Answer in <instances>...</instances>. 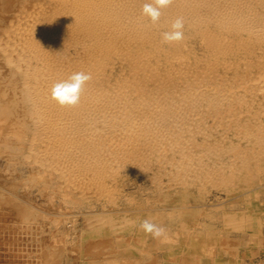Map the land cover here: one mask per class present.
Here are the masks:
<instances>
[{
  "label": "rangeland",
  "instance_id": "rangeland-1",
  "mask_svg": "<svg viewBox=\"0 0 264 264\" xmlns=\"http://www.w3.org/2000/svg\"><path fill=\"white\" fill-rule=\"evenodd\" d=\"M262 1L0 0V264H264Z\"/></svg>",
  "mask_w": 264,
  "mask_h": 264
},
{
  "label": "clouds",
  "instance_id": "clouds-1",
  "mask_svg": "<svg viewBox=\"0 0 264 264\" xmlns=\"http://www.w3.org/2000/svg\"><path fill=\"white\" fill-rule=\"evenodd\" d=\"M172 0H153V3H145L143 14L149 16L153 23L159 21L161 9L168 7ZM183 18H177L171 25V31L163 33L165 43L178 42L183 39ZM91 79V76L83 72L72 74L67 80L56 83L52 88V99L61 106H74L79 102L80 93L84 84ZM139 227L154 239H168L167 229L158 226L148 219L143 220Z\"/></svg>",
  "mask_w": 264,
  "mask_h": 264
},
{
  "label": "bare ground",
  "instance_id": "bare-ground-1",
  "mask_svg": "<svg viewBox=\"0 0 264 264\" xmlns=\"http://www.w3.org/2000/svg\"><path fill=\"white\" fill-rule=\"evenodd\" d=\"M137 1H138V0H137ZM209 1H211V0H209ZM230 1H231V0H230ZM255 1H256V0H255ZM96 2H97V1H96ZM176 2H179V1H176ZM262 2H263V1H262ZM257 3H258V2H257ZM263 3H264V2H263ZM184 4H185V3H184ZM194 4H195V3H194ZM126 5H127V4H126ZM187 5H188V4H187ZM196 5H197V4H196ZM43 6H44V5H43ZM188 6L190 7V5H188ZM212 6H213V5H212ZM204 7H207V6H206V5H203V8H204ZM194 8H195V6H194L193 8L190 7L191 10L194 9ZM208 8H210V6H208ZM213 8H214V7H213ZM242 8H243V7H242ZM245 8H246V7H245ZM73 9H74V8H73ZM97 9H98V8H97ZM121 9H122V8H121ZM180 9L182 10V8H180ZM98 10H99V9H98ZM112 10H113V9H112ZM184 10H185V9H184ZM245 10H246V9H245ZM166 11H168V10H166ZM176 11H177V10H176ZM202 11H203V10H202ZM74 12H75V10H74ZM74 12H72V13H74ZM164 12H165V11H164ZM179 12H181V11H179ZM204 12H205V9H204ZM206 12H207V11H206ZM240 12H241V11H240ZM43 13H44V12H43ZM128 13H129V12H128ZM162 13H163V12H162ZM165 13H166V12H165ZM171 13H172V12H171ZM174 13H175V12H174ZM224 13H225V12H224ZM227 13H229V12H227ZM256 13H257V12H256ZM260 13H261V12H260ZM172 14H173V13H172ZM181 14H182V13H181ZM203 14H204V13H203ZM213 14H214V13H213ZM217 14H219V13H217ZM39 15H40V14H39ZM170 15H171V14H170ZM204 15H206V14H204ZM207 15H208V13H207ZM223 15H225V14H223ZM223 15H222L221 17H223ZM226 15H227V14H226ZM228 15H230V14H228ZM231 15H233L232 17L236 16V15H234V14H232V13H231ZM23 16H24V15H23ZM41 16H42V15H41ZM171 16L174 18L173 15H171ZM175 16H177V14H176ZM182 16H183V15H182ZM182 16H181V18H183ZM186 16H187V15H186ZM201 16H202V15H201ZM81 17H82V16H81ZM105 17H106V16H105ZM178 17L180 18V16H178ZM216 17H217V16H216ZM221 17H220V18H221ZM229 17H231V16H229ZM229 17H228V18H229ZM260 17H261V16H260ZM69 18H70V17H69ZM78 18H79V17H78ZM78 18H77V19H78ZM120 18H121V17H120ZM142 18H143V17H142ZM142 18H141V19H142ZM163 18L165 19V17H163ZM166 18H167V17H166ZM175 18H177V17H175ZM239 18H240V17H239ZM239 18H238V19H239ZM70 19H71V18H70ZM183 19H184V18H183ZM195 19H199V18H195ZM195 19H194V21H195ZM206 19H208V18H206ZM218 19H219V18H218ZM229 19H230V18H229ZM238 19H237V20H238ZM242 19H243V18H242ZM251 19H252V18H251ZM64 20H65V19H64ZM67 20H68V19H67ZM74 20H76V19H74ZM121 20H122V19H121ZM130 20H131V19H130ZM149 20H150V19H149ZM166 20H169V18L166 19ZM173 20H174V19H173ZM184 20H185V19H184ZM186 20H187V19H186ZM199 20H200V19H199ZM199 20H198V22H199ZM233 20H235V19H233ZM69 21H70V20H69ZM76 21H77V20H76ZM215 21H216V20H215ZM221 21H222V19H221ZM61 22H62V21H61ZM78 22H79V21H78ZM164 22H165V20H164ZM168 22H171V19H170V21H168ZM189 22H190V21H189ZM261 22H262V20H261ZM28 23H29V22H28ZM34 23H35V22H34ZM62 23H63V22H62ZM152 23H153V22H152ZM187 23H188V21H187ZM217 23H219V21H218ZM220 23H221V22H220ZM239 23H240V22H239ZM64 24H66V23H64ZM64 24H63V25H64ZM106 24H107V23H106ZM139 24H140V23H139ZM144 24H145V23H144ZM160 24H161V23H160ZM165 24H167V23H165ZM171 24H172V23H171ZM184 24H185V23H184ZM232 24H234V21H233ZM240 24H241L240 26H241V28H242V27H243V26H242V23H240ZM247 24H250V23H247ZM140 25H141V24H140ZM142 25H143V23H142ZM168 25H169V24H168ZM193 25H194V24H193ZM218 25H219V24H218ZM229 25H231V23H230ZM237 25H238V22H237ZM130 26H131V25H130ZM130 26H129V27H130ZM134 26H135V25H134ZM152 26H153V25H152ZM188 26H190V25H188ZM233 26H234V25H233ZM247 26L249 27V25H247ZM252 26H253V25H252ZM155 27L158 28L159 26H155ZM155 27H154V28H155ZM225 27H227V26H225ZM228 27H230V26H228ZM245 27H246V25H245ZM250 27H251V26H250ZM130 28H131V27H130ZM142 28H143V27H142ZM148 28H149V27H148ZM159 28H160V27H159ZM230 28H231V27H230ZM237 28H238V27H237ZM241 28H240V29H241ZM227 29H228V28H227ZM240 29H239V30H240ZM243 29H244V27H243ZM247 29H248V28H247ZM254 29H255V28H253V30H254ZM260 29H261V28H260ZM167 30H168V29H167ZM222 30H223V28H222ZM225 30H226V29H225ZM231 30H233V29H231ZM241 30H242V29H241ZM241 30H240V31H241ZM263 30H264V29H263ZM119 31H120V30H119ZM144 31H145V30H144ZM153 31H154V30H153ZM194 31H195V30H194ZM227 31H228V30H227ZM247 31H249V30H247ZM7 32H8V31H7ZM123 32H124V31H123ZM132 32H133V31H132ZM135 32H136V31H135ZM145 32H146V31H145ZM157 32H158V31H157ZM187 32H188V31H187ZM217 32H218V31H217ZM229 32H230V31H229ZM235 32H236V30H235ZM249 32H250V31H249ZM252 32H253V31H252V29H251V33H252ZM158 33H159V32H158ZM251 33H249V34H251ZM255 33H256V30H255ZM145 34H146V33H145ZM249 34H248V35H249ZM18 35H19V34H18ZM153 35H154V33H153ZM159 35H160V34H159ZM40 37H41V36H40ZM98 37H99V36H98ZM125 37H126V36H125ZM191 37H192V36H191ZM218 38H219V37H218ZM27 39H28V38H27ZM102 39H103V38H102ZM205 39H206V37H205ZM224 39H226V38H224ZM107 40H108V39H107ZM194 40H195V39H194ZM13 41H14V40H13ZM23 41H24V40H23ZM26 41H27V40H26ZM139 41H140V40H139ZM185 41H186V39H185ZM187 41H189V39H188ZM195 41H196V40H195ZM223 41H224V40H223ZM231 41H232V40H231ZM105 42H106V41H105ZM219 42H220V41H219ZM53 43H54V42H53ZM106 43H107V42H106ZM180 43H181V42H180ZM183 43H184V42H183ZM239 43H240V42H239ZM170 44H171V43H170ZM181 44H182V43H181ZM18 45H19V44H18ZM18 45H17V46H18ZM131 45H132V44H131ZM131 45H129V46H131ZM135 45H136V44H135ZM22 46H23V45H22ZM133 46H134V45H133ZM136 46H137V45H136ZM136 46H134V47H136ZM141 46H142V45H141ZM182 46H184V44H182L181 47H182ZM212 46H213V45H212ZM216 46H217V45H216ZM137 47H138V46H137ZM143 47H144V46H143ZM196 47H197V46H196ZM36 48H37V47H36ZM44 48H45V47H44ZM127 48H128V47H127ZM140 48H141V47H140ZM148 48H149V46H148ZM197 48H198V47H197ZM14 49H15V47H14ZM99 49L102 50L101 48H99ZM135 49H136V48H135ZM203 49H204V48H203ZM5 50H6V49H5ZM29 50H30V49H29ZM111 50H112V49H111ZM127 50H128V49H127ZM138 50H139V49H138ZM140 50H141V49H140ZM140 50H139V51H140ZM142 50H143V49H142ZM145 50H147V49H145ZM145 50H144V51H145ZM148 50H149V49H148ZM210 50H211V49H210ZM129 51H130V50H129ZM193 51H194V50H193ZM206 51H207V50H206ZM236 51H237V50H236ZM134 52H135V51H134ZM141 52H143V51H141ZM147 52H148V51H147ZM165 52H166V51H165ZM170 52H171V51H170ZM176 52H177V51H176ZM180 52H181V51H180ZM180 52H179V53H180ZM39 53H40V52H39ZM63 53H64V52H63ZM121 53H122V52H121ZM144 53H145V52H144ZM177 53H178V52H177ZM177 53L174 54L175 57H177V56H176ZM179 53H178V54H179ZM208 53H209V52H208ZM233 53H234V52H233ZM26 54H27V52H26ZM101 54H102V53H101ZM134 54H135V53H134ZM171 54H172V53H171ZM185 54H186V53H185ZM136 55H137V57H139L138 54H136ZM179 55H180V54H179ZM183 55H184V54H183ZM243 55H244V54H243ZM116 56H117V55H116ZM128 56H129V55H128ZM141 56H142V55H141ZM141 56H140V57H141ZM146 56H148V55L146 54ZM166 56H168V55H166ZM208 56H210V55H208ZM249 56H250V55H249ZM168 57H169V56H168ZM168 57H167V58H168ZM234 57H235V56H234ZM29 58H30V57H29ZM123 58H124V57H123ZM130 58H131V57H130ZM141 58H142V57H141ZM178 58H179V57H177V61H179V60L181 59V58H180V59L178 60ZM248 58H249V57H248ZM39 59H40V58H39ZM115 59H116V58H115ZM132 59H133V58H132ZM170 59H171V58H170ZM236 59H237V58H236ZM103 60H104V59H103ZM130 60H131V59H130ZM130 60H129V61H130ZM133 60H134V59H133ZM182 60H183V59H182ZM72 61H73V60H72ZM81 61H82V60H81ZM242 61H244V59L241 60V62H242ZM79 62H80V61H79ZM185 62H186V60H185ZM257 62H258V61H257ZM144 63H145V62H144ZM178 63H180V61H179ZM182 63H183V61H182ZM182 63H180V64H182ZM243 63H244V62H243ZM86 64H87V63H86ZM86 64H85V66H86ZM237 64H238V63H237ZM237 64H236V65H237ZM106 65H107V64H106ZM229 65H230V64H229ZM82 66H83V64H82ZM109 66H111V65H109ZM40 67H41V66H40ZM54 67H55V66H54ZM72 67H73V66H72ZM111 68H112V67H111ZM126 68H127V67H126ZM101 69H102V68H101ZM138 69H139V68H138ZM171 70H172V69H171ZM42 71H43V70H42ZM122 71H123V70H122ZM102 72H103V71H102ZM121 73H122V72H121ZM193 74H194V73H193ZM208 74H209V73H208ZM257 74H258V73H257ZM257 74H256V76H257ZM259 74H262V73H259ZM145 75H146V74H145ZM188 75H189V74H188ZM210 75H211V74H210ZM210 75H209V76H210ZM263 75H264V74H263ZM263 75H260L259 77H260V78H264ZM28 76H29V75H28ZM46 76H47V75H46ZM152 76H153V75H152ZM171 76H172V75H171ZM41 77H42V76H41ZM107 77H108V76H107ZM145 77H146V76H145ZM149 77H150V76H149ZM210 77H211V76H210ZM259 77H257L256 79H259ZM134 79H135V78H134ZM150 79H151V78H150ZM210 79H211V78H210ZM107 80H108V79H107ZM144 80H145V79H144ZM156 80H157V79H156ZM249 80H251V79H249ZM253 80H254V79H253ZM253 80H252V81H253ZM259 80H260V79H259ZM259 80H258V82H260ZM163 81H164V80H163ZM169 81H170V80H169ZM177 81H178V80H177ZM195 81H196V80H195ZM214 81H215V80H214ZM244 81H245V80H244ZM256 81H257V80H256ZM123 82H124V81H123ZM164 82H165V81H164ZM182 82H183V81H182ZM187 82H188V80H187ZM203 82H204V81H203ZM246 82H248V80H247ZM262 82H264V81L262 80ZM138 83H139V82H138ZM144 83H145V82H144ZM150 83H151V82H150ZM194 83H195V82H194ZM198 83H199V82H198ZM198 83H197V84H198ZM207 83H208V82H207ZM209 83H210V82H209ZM195 84H196V83H195ZM245 84H247V83H245ZM250 84L252 85V83H250ZM260 84H261V83H260ZM144 85H145V84H144ZM178 85H179V84H178ZM209 85H210V84H209ZM211 85H212V84H211ZM257 85H258V86H261V85H259V83H258ZM122 86H123V85H122ZM191 86L193 87L194 85L191 84ZM255 86H256V85H255ZM255 86H254V87H255ZM101 87H102V86H101ZM157 87H158V86H157ZM192 87H191V88H192ZM200 87H201V85H200ZM200 87H199V88H200ZM254 87H253V88H254ZM160 88H161V87H160ZM189 88H190V87H189ZM191 88H190V90H191ZM194 88H195V87H194ZM202 88H203V86H202ZM202 88H200V89H201V92L203 91ZM205 88H206V86H205ZM259 88H260V87H259ZM143 89H144V88H143ZM156 89H157V88H156ZM196 89H197V88H196ZM200 89H199V90H200ZM211 89H212V88H211ZM225 89H226V88H225ZM256 89H257V88H256ZM256 89H255V90H256ZM262 89H263V88H262ZM34 90H35V89H34ZM85 90H86V89H85ZM105 90H106V89H105ZM158 90H161V89L158 88ZM215 90H216V89H215ZM215 90H214V91H215ZM83 91H84V90H83ZM167 91H168V90H167ZM249 91H250V89H249ZM139 92H140V91H139ZM184 92H185V91H184ZM195 92H196V91H195ZM201 92H200V93H201ZM219 92H220V91H219ZM219 92H218V93H219ZM256 92H259V91H256ZM256 92H255V93H256ZM110 93H111V92H110ZM120 93H121V92H120ZM202 93H203V92H202ZM259 93H260V92H259ZM132 94H133V93H132ZM172 94H173V93H172ZM190 94H191V92H190ZM250 94H252L251 91H250ZM46 95H47V94H46ZM48 95H49V94H48ZM115 95H116V94H115ZM196 95H197V93H196ZM211 95H212V94H211ZM221 95H222V94H221ZM80 96H81V95H80ZM164 97H165V96H164ZM223 97H225V96L223 95ZM86 98H87V97H86ZM93 98H94V97H93ZM96 98H97V97H96ZM146 98H147V97H146ZM158 98H159V97H158ZM184 98H185V97H184ZM171 99H172V98H171ZM223 99H224V98H223ZM88 100H89V99H88ZM47 102H48V101H47ZM89 102H90V100H89ZM216 102H217V101H216ZM114 104H115V103H114ZM88 105H89V104H88ZM80 106H81V105H80ZM99 106H100V105H99ZM153 106H155V105H153ZM177 106H179V105H177ZM52 107H53V106H52ZM100 107H101V106H100ZM151 107H152V106H151ZM93 108H94V107H93ZM139 108H140V107H139ZM35 109H36V108H35ZM52 109H53V108H52ZM152 109H153V108H152ZM171 109H172V108H171ZM191 109H192V108H191ZM216 109H217V108H216ZM39 110H40V109H39ZM72 110H73V109H72ZM95 110H96V109H95ZM95 110H94V112H95ZM128 110H129V109H128ZM173 110H174V109H173ZM187 110H188V109H187ZM187 110H186V111H187ZM80 111H81V110H80ZM129 111H131V110H129ZM158 111H159V110H158ZM180 111H181V110H180ZM207 111H208V110H207ZM78 112H79V110H78ZM146 112H148V111H146ZM178 113L181 114L180 112H178ZM68 114H69V113H68ZM72 114H73V113H72ZM150 114H153V113H150ZM157 114H159V113H157ZM157 114H156V115H157ZM163 114H164V113H163ZM40 115H41V114H40ZM66 115H67V114H66ZM148 115H149V114H148ZM192 115H193V114H192ZM88 116H89V115H88ZM90 116H91V115H90ZM175 116H177V114H176ZM182 116H183V115H182ZM188 116H189V115H188ZM184 117H185V116H184ZM127 118H128V117H127ZM80 121H81V120H80ZM175 121H176V120H175ZM81 122H82V121H81ZM95 122H96V121H95ZM42 123H43V122H42ZM35 124H36V123H35ZM51 124H52V123H51ZM78 124H80V123H78ZM94 124H95V123H94ZM155 124H156V123H155ZM225 124H226V123H225ZM53 125H54V124H53ZM82 125H84V124H82ZM79 126H80V125H79ZM156 126H157V125H156ZM43 127H44V126H43ZM70 128H71V126H70ZM162 128H163V127H162ZM66 129H67V127H66ZM169 129H170V128H169ZM180 129H181V128H180ZM86 130H87V128H86ZM167 131H168V130H167ZM113 132H114V131H113ZM79 135H80V134H79ZM46 136H47V135H46ZM60 137H61V136H60ZM78 137H79V136H78ZM46 138H47V137H46ZM168 139H169V138H168ZM69 142H70V141H69ZM131 142H132V141H131ZM106 145H107V144H106ZM133 145H134V144H133ZM106 147H107V146H106ZM66 148H68V147H66ZM155 149H156V148H155ZM262 149H263V148H262ZM31 151H32V150H31ZM130 152H131V151H130ZM28 154H29V153H28ZM80 154H82V153H80ZM75 155H76V154H75ZM35 156H36V155H35ZM106 157H107V156H106ZM136 157H137V156H136ZM122 159H123V158H122ZM186 159H188V158H186ZM255 159H256V158H255ZM33 160H34V159H33ZM36 160H37V159H36ZM64 160H66V159H64ZM71 160H72V159H71ZM182 160H184V159H182ZM95 162H96V161H95ZM201 165H202V164H201ZM71 167H72V166H71ZM98 168H99V167H98ZM71 172H72V171H71ZM65 173H66V172H65ZM71 174H72V173H71ZM172 179H173V178H172ZM85 182H86V181H85Z\"/></svg>",
  "mask_w": 264,
  "mask_h": 264
}]
</instances>
